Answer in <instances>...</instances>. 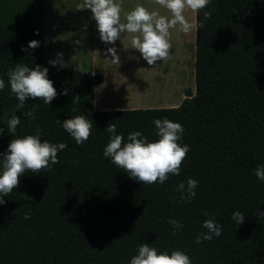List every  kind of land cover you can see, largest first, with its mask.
<instances>
[{
    "label": "trees",
    "instance_id": "obj_1",
    "mask_svg": "<svg viewBox=\"0 0 264 264\" xmlns=\"http://www.w3.org/2000/svg\"><path fill=\"white\" fill-rule=\"evenodd\" d=\"M204 11L211 13L207 20L203 11L194 14L203 25L194 30V89L178 105L96 110L94 85L102 75L50 65L44 29L31 22L30 10L0 0V153L13 138L5 120L17 103L8 83L16 64L47 68L57 96L49 105L27 100L16 112L15 135H35L39 126L41 142L67 145L51 171L23 174L3 197L0 264H129L141 243L169 254L181 250L192 264H264V219L256 215L264 211V181L253 171L264 164V0H210ZM31 40L39 46L29 48ZM34 105L29 120L23 113ZM78 115L93 122L82 145L61 126ZM164 118L182 125L179 143L189 146L179 175L140 184L104 157L108 124L125 142L133 131L151 142L158 138L154 120ZM188 178L198 182L196 195L177 203V185ZM234 211L244 214L242 224L231 219ZM209 218L222 224L221 235L197 244ZM170 219L183 225L175 235Z\"/></svg>",
    "mask_w": 264,
    "mask_h": 264
},
{
    "label": "clouds",
    "instance_id": "obj_2",
    "mask_svg": "<svg viewBox=\"0 0 264 264\" xmlns=\"http://www.w3.org/2000/svg\"><path fill=\"white\" fill-rule=\"evenodd\" d=\"M153 2L158 9L165 10L168 15H162L159 10L149 11L143 5L136 4L132 10L123 14L122 22L123 9L117 0H83V5L76 9L91 11L102 42L114 44L121 38L122 33H127L131 37V48L137 50L148 65H155L157 61L169 58L170 30L178 28L181 33L190 34L203 26L195 19L190 21L186 18V11L193 14L203 11L205 20L211 13L204 11L210 0H153ZM38 46L39 42L36 40L28 42V47L31 49ZM107 52L111 54L114 63H120L114 47H109ZM48 63L52 66L59 65L61 68L66 66L63 53L60 52ZM47 73V68L39 65L29 68L26 64H16L8 72L10 90L17 103L11 110V116L5 120L7 131L13 138L7 150L0 153V205L6 203L3 197L9 196L19 186L23 174L27 172L37 174L42 170L51 171L52 166L59 163L58 152L67 147L65 143L41 142L39 126L35 135L23 137L15 135L21 123L20 116L16 115V112L25 107L27 100L36 99L49 105L56 98L57 91L53 82L48 79ZM4 88L5 82L0 79V90ZM67 91L63 89L61 94L67 95ZM74 98L79 99L78 96ZM36 107L37 105H34L31 111L24 112L23 115L29 120L35 119ZM154 125L158 138L151 142L139 131L130 132L125 142L124 137L116 133L115 124H108L105 128L110 134V139L103 149L104 157L110 158L111 163L123 169L131 179L145 185L157 182L163 184L169 175H179L181 164L189 152L187 144L179 143L184 132L180 123L164 118L155 119ZM61 126L77 145H82L92 134L93 122L78 115L63 120ZM2 131L3 129H0V132ZM253 171L258 180L264 181V164L257 165ZM197 187L198 182L192 178L180 182L176 189L180 193V200L177 203L191 202L196 195ZM21 196L25 200L32 199L24 193H21ZM256 215L264 219V211L259 208ZM23 218L27 220L31 217L26 213ZM231 219L236 225H240L244 222L245 216L240 211H234ZM168 223L173 227L174 235L183 227L182 223L175 219L168 220ZM202 226L207 231L201 232L196 237L197 244L211 241L221 235L222 224L217 223L215 219L204 220ZM129 264H192V261L181 250H173L169 254L167 251L158 252L155 247L147 243H141L137 254L131 257Z\"/></svg>",
    "mask_w": 264,
    "mask_h": 264
},
{
    "label": "rangeland",
    "instance_id": "obj_3",
    "mask_svg": "<svg viewBox=\"0 0 264 264\" xmlns=\"http://www.w3.org/2000/svg\"><path fill=\"white\" fill-rule=\"evenodd\" d=\"M30 10L31 22L41 25L45 35L46 61L55 59L58 52L63 53V68H81L90 71L93 66L98 69L104 67V71L115 78L124 67L129 72L130 78L136 82L135 90L139 93H128L131 89L113 91L112 83L106 86V96L110 101H122L131 103L132 96L137 98L143 108L168 107L179 104L184 97V91L194 89V31L190 34L181 33L178 28L170 30L169 42L171 44L169 58L157 61L155 65H148L139 52L131 48L129 36L114 44L103 43L99 36L93 37L88 26L91 19L87 9L77 10L83 5V0H17ZM122 6L123 14L132 10L136 4H141L149 11L159 10L162 15H168L163 9H158L153 0H117ZM190 11L185 15L192 20ZM129 35V34H127ZM79 42V43H77ZM109 47L117 51L120 63H114L111 54L107 52ZM129 56H133L131 59ZM57 69L59 65L53 66ZM118 78V77H117ZM128 76L122 78L121 84L132 86ZM111 80H107L109 84ZM132 83V84H131ZM128 90V91H126ZM108 91V92H107ZM135 100V99H134ZM133 100V101H134Z\"/></svg>",
    "mask_w": 264,
    "mask_h": 264
},
{
    "label": "crops",
    "instance_id": "obj_4",
    "mask_svg": "<svg viewBox=\"0 0 264 264\" xmlns=\"http://www.w3.org/2000/svg\"><path fill=\"white\" fill-rule=\"evenodd\" d=\"M87 11L91 14V11L89 9H87ZM92 17V16H91ZM194 19V14H192V20ZM88 26L90 28V31L92 32L93 37L99 36L98 30H97V26H96V22L94 19H89L88 20ZM130 35H125L124 37V41L126 40L125 38ZM123 34H121V38L122 39ZM104 43V42H103ZM133 56H129V58L131 59ZM93 69H90V73H100L102 75V81L96 85H94V108L96 110H103V109H133V108H143L139 105V102L137 100V98L139 96H132V102L131 103H124L122 101H110V99L107 98L106 96V86L105 85H110L112 83L113 87V91H119L120 93H122V89H131V90H126L128 91V93L130 92H136L137 94L139 93V90H135V85L136 82L134 79L130 78L131 76H129V72L127 71V69L124 67V69H121L119 71V73L117 74V72L115 73V78L113 76V78H110V75L104 71V67H102L101 69H98L96 66H93ZM129 77L131 80L132 86H124L121 84L120 79L122 80V78L124 77ZM118 77V78H117ZM107 80H111V82L109 84H107ZM108 92V91H107ZM135 99V100H134ZM134 100V101H133ZM181 101V100H180ZM178 105V104H176ZM175 105V106H176ZM171 107V106H168Z\"/></svg>",
    "mask_w": 264,
    "mask_h": 264
}]
</instances>
